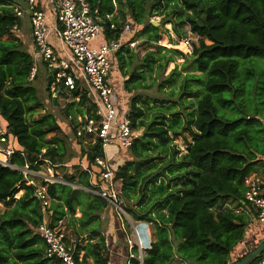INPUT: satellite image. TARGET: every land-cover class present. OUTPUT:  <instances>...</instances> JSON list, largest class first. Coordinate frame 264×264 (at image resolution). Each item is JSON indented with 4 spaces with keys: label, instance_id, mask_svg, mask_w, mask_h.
<instances>
[{
    "label": "trees",
    "instance_id": "obj_1",
    "mask_svg": "<svg viewBox=\"0 0 264 264\" xmlns=\"http://www.w3.org/2000/svg\"><path fill=\"white\" fill-rule=\"evenodd\" d=\"M20 1L0 0V118L25 153H15L10 161L19 167L37 162L35 167L40 168L47 159L59 167L70 152L69 136L54 114L35 117L43 104L29 79L33 56L15 32L20 18L14 6ZM88 2L101 18L108 40L119 39L131 18L142 28L125 38L156 47L142 58L128 43L117 53L126 78L124 89L133 93L128 116L140 134L116 178L122 181L124 209L135 223L148 222L153 230L144 264H231L233 250L244 239L255 211L245 199L246 180L252 173H264V0ZM162 9L171 17L176 14L168 22L178 34L188 25L199 36L191 53L159 44L162 31L151 18ZM111 24L117 30H111ZM178 56L184 59L181 68L177 65L158 84L153 73L166 70ZM153 85L164 92L163 97L140 93ZM58 90L59 96L65 94L62 84ZM96 107L86 85L77 79L64 111L78 145L84 144L79 146L81 163H93L104 155L100 141L85 144L86 139L76 134L78 117L85 111L98 119ZM64 179L70 185L47 184L50 225L67 220L60 227L72 229L76 257L110 264L101 218L111 203L75 187L91 186L81 165ZM0 202L8 206L0 214V264H55L46 256V243L38 233L44 214L36 187L25 183L21 171L1 163ZM133 251L137 253V247ZM132 264L139 262L133 259Z\"/></svg>",
    "mask_w": 264,
    "mask_h": 264
},
{
    "label": "built area",
    "instance_id": "obj_2",
    "mask_svg": "<svg viewBox=\"0 0 264 264\" xmlns=\"http://www.w3.org/2000/svg\"><path fill=\"white\" fill-rule=\"evenodd\" d=\"M25 1L28 9L15 5L14 12L21 18L27 10L31 19L35 62L29 79L35 80L38 72L36 61L43 60L51 73L56 71L53 77L55 79L50 85L52 94L57 95L59 85L62 84L67 102H70L71 92L76 89L77 79H83L82 83L86 85L88 96L97 106L98 119L89 117L85 111L84 115L78 117L80 125L76 134L78 139H86H83L85 144L100 141L104 153L95 157L92 167L82 165L90 178L91 188L87 191L106 198L119 215H126L123 199L115 187V169L106 151L111 144L117 142L120 148L127 152L133 145L134 138L138 136L128 116L129 102L126 98L128 94L125 89L118 87L113 79L118 68V51L126 43L130 47L136 45V41L124 42L125 35H133L134 24L132 21L125 22L121 37L108 40L105 37L101 18L93 12L88 0H56V22L52 27L46 10L38 7L37 0ZM107 17L111 18L112 15ZM51 28L61 41L64 56H60L49 41ZM111 30H117L115 24H111ZM186 45L191 46L189 39ZM18 152L25 155L18 142L8 135L7 129L0 121V163L21 171L25 183L36 187V196L41 200L44 214L38 233L46 243V256L59 264H92L83 262L81 255L79 258L76 257V247L67 243L66 234L60 227L62 222L55 227L50 225L51 201L47 184L67 183L62 176L55 174L58 165L43 159L44 164L40 165V168L35 167L37 162L33 165L26 163L23 167H19L10 161V158ZM43 167L52 171L48 169L46 172ZM245 199L255 208L259 220L264 221V174H253L247 178ZM153 240L151 225L145 221L138 222L134 228V248L137 247L138 252L135 253L134 248L130 250L126 256L127 264H132L133 259H137L139 264H144L145 251L151 248ZM250 264H264V254Z\"/></svg>",
    "mask_w": 264,
    "mask_h": 264
},
{
    "label": "rangeland",
    "instance_id": "obj_3",
    "mask_svg": "<svg viewBox=\"0 0 264 264\" xmlns=\"http://www.w3.org/2000/svg\"><path fill=\"white\" fill-rule=\"evenodd\" d=\"M17 5L22 7V8H25V6H26V5H22L20 3H18ZM170 12L173 13L174 10L171 9ZM128 18H130V17H128ZM171 18L172 19L176 18V14H172V17H171L167 14V11L164 9L157 11L156 15L153 18H151V21L155 25H158L162 31V39H161L159 44L163 45L167 48H177L184 53H191L193 51V46L199 45V36L194 34L188 25L184 26L182 29H179L180 33L178 34L174 30V26L172 25V23L168 22V20H170ZM129 20L133 21V19H131V18ZM25 24H27L26 17H24L21 20V26H24ZM141 28H142V26L135 24L133 35L135 36L139 32V30H141ZM128 38H129V36L124 38V42H125V40H128ZM188 39L190 40L191 46L186 45V41ZM24 41H25L24 47L27 50V49H29L30 43L27 40H24ZM142 42H143V40L142 41L139 40L137 42V51L140 53L141 58L145 55V53L149 49L156 50V47L143 46ZM183 62H184V59H182L180 56H178L176 61L169 64L168 67L166 68V70H164L163 72L162 71L159 72L156 70L153 73L154 79L158 78V84L160 82H162L163 80L168 79L170 76V73L174 70V68L177 65L181 68ZM39 71H38V74H37L35 80L33 81V85L37 88L38 96H39V98L43 104V107H41L40 109L37 110V113H35V117H38L39 115L45 114V113L54 114L56 116L63 132L69 136L68 145H69L70 152H69V155L67 157L66 163L65 164H59V167L55 168V174L61 175L64 178V175L66 177L67 174L73 173L75 171V166L77 164L81 165L82 154H81L80 147H83L84 144L78 145L77 138L75 137V132L73 131V125H72L71 120H70L71 118H67L65 115L64 107L67 103L66 94H63L61 96H55L54 94H52L51 90H48V79H49L48 76L50 74L49 70L46 71L45 75ZM114 78L116 79L115 83L117 84V86L124 88V82H125L126 78L123 77L121 71L119 70V67H118V70H116V72L114 73ZM154 79L148 80L150 82V84H151V82H153ZM80 81L83 82V79H80ZM140 93L148 94L151 97H163L164 96V92L158 91L157 85H153V87H151L149 89H142V90H140ZM132 96H133V93H129V95H127V97H126L128 99L129 103H130V99ZM137 133H138V135L140 134L139 132H137ZM177 142L180 144V146L182 148H185V143H184L183 138H179L177 140ZM115 146L117 147V145H115ZM70 153H71V155H70ZM118 161H121L120 157H116L115 160H112V164L114 165ZM48 169L49 168H47V167L43 168V170L46 172H48ZM50 171H52V170H50ZM22 194H23V191L19 192L17 195H15V197L18 198V196H21ZM7 207H8L7 203L0 202V214H2ZM109 213H110V219H111L110 220V229L108 232L109 234L114 233L115 235H117L118 233H120L121 230H118V229L120 228V226L122 227L123 224L125 223V226H123L122 228H124L123 230L126 231V232H123L125 235V238H124V236H123V238L124 239L127 238V243H125L124 240L121 241V243H122V246L126 249L125 250L126 254H128L130 252V250L134 248V228L138 222L135 223V221L132 219V217L128 218L129 214L127 215V217H124L123 215H121L122 216L121 217L118 214L115 207L113 209L111 208ZM62 229H63V227H62ZM106 229H108V226H107V228L105 227V231H106ZM68 230L73 234L71 228H68ZM70 232H68V238H69L68 240L69 241H70V238H73V236ZM131 242L133 244L132 245L133 247L131 246ZM68 244L73 245V243H68ZM109 254H110V250H109Z\"/></svg>",
    "mask_w": 264,
    "mask_h": 264
},
{
    "label": "crops",
    "instance_id": "obj_4",
    "mask_svg": "<svg viewBox=\"0 0 264 264\" xmlns=\"http://www.w3.org/2000/svg\"><path fill=\"white\" fill-rule=\"evenodd\" d=\"M20 4L26 5L24 9H28V6H27L28 4H27V2L25 0L20 1ZM37 4H38V7L40 6L41 8H44L46 10L47 15H48V20H49V23H50V27H52L55 24V22H56V6H57L56 0H37ZM24 17H26L27 24H25L24 26H21V20ZM21 18H20V25H18L16 27V29H15L16 31L15 32H17L18 37L21 38V40L23 42H25L24 40L29 41L30 45H29V49H27V51L30 54H32V56H33L34 50H35V43H34V38H33V35H32L31 19H30V16H29V13L27 12V10H26V14L23 16L22 19ZM49 41L52 44V46L54 47V49L60 54V56H64L65 55L64 52H63V49H62L61 41L56 37V35L53 32L52 28H51L50 34H49ZM137 42L138 41H136V45L134 47H132V48H136V50H137ZM34 62H35V60H34ZM36 63H37V66H38V71L40 70L39 72H42L45 75L46 71L49 70V68L47 66V63L44 62L43 60H38V61H36ZM117 70H118V68H117ZM49 72H50V70H49ZM115 72H116V70H115ZM37 74H38V72H37ZM49 77H50V74H49L48 78ZM113 79H114V81H116V79L114 77H113ZM122 90H124V88H122ZM59 92H58L57 95H55V94L54 95L55 96H59ZM125 92L129 95V93L127 91H125ZM0 121H1V118H0ZM2 124L7 127V122L5 120H3ZM111 145L107 148V151H106V155L109 158L111 164H112V160H115L116 157H120L121 158V161H118L114 165L112 164V166L115 169V177H114L115 187L118 190V192H120V194H121L122 181L120 179L116 178V173H117V169L120 166H122L130 157H129L128 153H127L128 151L125 152L123 149H121L117 142H115V143H113ZM115 145H117V147ZM83 158L84 159H88L86 157H83ZM83 164L89 165L90 167L93 166V163H90L89 160L87 162H82L81 166ZM253 174H256V173L250 174L249 177L251 175H253ZM259 174H264V173H259ZM59 176H61V175H59ZM66 184L70 185V183H68V182ZM76 186H80V185H75V187ZM80 187H82V186H80ZM90 188H91V186L88 187V188L82 187V188H79V189H83L84 191L89 192L87 190L90 189ZM19 197L20 196H18V198ZM123 206H125L124 200H123ZM111 208L112 209L114 208V206L112 204L102 213V218H101V220H102L101 221V230H102L104 236L106 237L107 247L110 250V264H127V259H126L127 254H126V251H125L126 249L122 246V243H121V241H123V240L125 241V243H127V238L124 239L125 235L123 233V232H126V231L123 230L124 228H122L123 226H125V223L123 222L124 223L123 226L122 227L120 226V228L118 230H121V231L117 235H115L114 233H112V234L108 233L109 229H110V220L111 219H110V213L109 212H110ZM127 215H128V213L126 212V215H123V216L127 217ZM129 217L130 216L128 215V218ZM66 221H64L61 224L62 225L65 224L66 225V223H67ZM107 226H108V229H106V231H105V227L107 228ZM63 229H64V232H65V234L67 236V240H66L67 243H73L74 244V242L76 240L75 236H73V234H72L73 238H70V241H69L68 240L69 239L68 238V232H70V231L68 230L67 226L63 227ZM123 236H124V238H123ZM262 242H264V221L259 220L257 212L255 210L254 213H252V221L250 222V224L246 228L244 239L233 250V253L231 255L230 263L231 264H236L244 256H246L248 253L253 251L256 247H258ZM54 262H56L55 264H59L57 261H54ZM90 263H92V262L90 261ZM173 264H180V263L174 262Z\"/></svg>",
    "mask_w": 264,
    "mask_h": 264
},
{
    "label": "water",
    "instance_id": "obj_5",
    "mask_svg": "<svg viewBox=\"0 0 264 264\" xmlns=\"http://www.w3.org/2000/svg\"><path fill=\"white\" fill-rule=\"evenodd\" d=\"M264 253V242H262L258 247H256L253 251L244 256L239 262L236 264H250L255 261L261 254Z\"/></svg>",
    "mask_w": 264,
    "mask_h": 264
}]
</instances>
